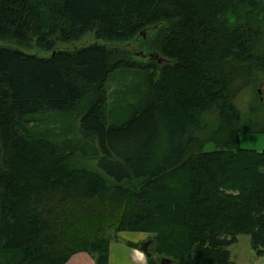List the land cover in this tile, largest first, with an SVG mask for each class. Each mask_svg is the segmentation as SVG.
Instances as JSON below:
<instances>
[{
    "label": "trees",
    "instance_id": "obj_1",
    "mask_svg": "<svg viewBox=\"0 0 264 264\" xmlns=\"http://www.w3.org/2000/svg\"><path fill=\"white\" fill-rule=\"evenodd\" d=\"M149 26L168 61L108 44ZM0 38L51 52L0 45V264H110L120 232L149 234L148 264H234L240 234L264 253V149L240 145L237 102L264 73V0H0ZM75 113L96 168L31 129Z\"/></svg>",
    "mask_w": 264,
    "mask_h": 264
},
{
    "label": "rangeland",
    "instance_id": "obj_2",
    "mask_svg": "<svg viewBox=\"0 0 264 264\" xmlns=\"http://www.w3.org/2000/svg\"><path fill=\"white\" fill-rule=\"evenodd\" d=\"M241 10H243V7ZM157 28L155 26H149L143 30H141L137 35L132 37L129 40L111 42L109 45H115L124 47L126 49L131 50L135 56H148L154 50L151 48L150 43L152 39L155 37V30ZM96 38L93 33H88L81 39L74 41L72 44H61V47H73V45H85L92 42H95ZM0 45H9L13 47H17L27 52L38 53L40 55H49L51 52L47 50H43L38 48L37 46H27L24 44L17 43L14 40H9L7 38H0ZM137 53V54H136ZM122 79H120V83H127V86L132 84L128 82V80L133 79L130 73L122 74ZM118 79L114 77L108 86L109 90V104L112 105L114 103L121 104V100L125 99L128 94L127 92L121 93L119 84H117ZM127 90V87H126ZM258 96L259 100L264 104V73H261L258 78V82L253 87H249L244 90V92L240 95L237 102L240 107V110L243 113V119L241 120V130L240 132V145L245 148L264 149V132L254 131L251 128H261L264 127V110L256 109L258 108L257 103H255L254 96ZM91 98H87L83 100L81 106L79 108L84 111L87 106L90 104ZM80 109V110H81ZM62 122L64 125L61 126ZM32 124V125H31ZM31 129L36 135L48 136L50 138H55L58 141V145L61 149L69 148L71 150L74 149V160L72 159V163L76 166L80 167H88V168H96V163H92V159H94L97 155H99V150L97 148V142L92 137H85L80 132L79 127V114H74L73 116H59V118L52 114H46L44 116L37 117L36 119L31 121ZM251 129V130H249ZM215 145L213 142H209L205 145L206 150L215 149ZM145 233V232H143ZM118 236L125 237V232L118 233ZM141 241H145L150 236L143 234L141 235ZM114 240H112L111 245ZM129 242V241H127ZM140 242V241H139ZM126 243V242H125ZM128 244V243H127ZM122 250L117 251L116 258L117 262L115 264H129L130 259L135 261V257L133 256L132 248L140 251V247H127L125 244L121 245ZM230 259L234 264H264V253L257 254L256 251L252 247L251 236L249 234H240L236 242L231 244L228 247ZM131 252V254H130ZM143 256H146L144 252L140 251ZM86 253V257L84 258L83 264H89L90 260L93 256ZM137 253V252H136ZM77 254V253H76ZM74 254V255H76ZM88 254V255H87ZM139 254V253H138ZM73 255V256H74ZM132 257H131V256ZM72 256V257H73ZM71 257V258H72ZM70 258V259H71ZM94 260V258H93ZM147 260V259H146ZM83 261V260H80ZM91 262V261H90ZM95 262V260H94ZM148 264V263H147Z\"/></svg>",
    "mask_w": 264,
    "mask_h": 264
},
{
    "label": "crops",
    "instance_id": "obj_3",
    "mask_svg": "<svg viewBox=\"0 0 264 264\" xmlns=\"http://www.w3.org/2000/svg\"><path fill=\"white\" fill-rule=\"evenodd\" d=\"M125 233H126L125 237L118 236V238H116L111 245L110 264H115V262H117L116 253H117V251L121 252V250H122L121 245L122 244H125V246L128 247L129 245L127 244V241H131V242H139L140 241V242H142L141 241V239H142L141 235H143V234H146L147 236L149 235V234L143 233V232H125ZM146 240H148V239H146ZM132 250L135 251V253L134 252L132 253L133 256L135 257V261H132L133 263H131V259H130L129 264H147V260H146L147 258H146V256H143L141 254V252H140L141 250L138 251L137 249H134V248H132ZM130 254H131V252H130ZM85 257H86V253H84V252L77 253L71 259H69V261H67L65 264H83L82 262H84ZM80 260H83V261H80ZM87 260L91 261V262L89 261V264H95L93 258L87 259Z\"/></svg>",
    "mask_w": 264,
    "mask_h": 264
},
{
    "label": "water",
    "instance_id": "obj_4",
    "mask_svg": "<svg viewBox=\"0 0 264 264\" xmlns=\"http://www.w3.org/2000/svg\"><path fill=\"white\" fill-rule=\"evenodd\" d=\"M152 58H155V55L158 56V63L161 64V62L168 61L166 58L160 57L158 54H154L153 52L150 53ZM153 242L152 239H148L141 242L140 250L143 251L147 256H151V253L149 252L148 246ZM157 259L160 261L161 264H171L175 260L168 258V257H157Z\"/></svg>",
    "mask_w": 264,
    "mask_h": 264
},
{
    "label": "flooded vegetation",
    "instance_id": "obj_5",
    "mask_svg": "<svg viewBox=\"0 0 264 264\" xmlns=\"http://www.w3.org/2000/svg\"><path fill=\"white\" fill-rule=\"evenodd\" d=\"M148 248H149V246H148Z\"/></svg>",
    "mask_w": 264,
    "mask_h": 264
}]
</instances>
